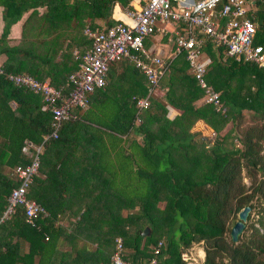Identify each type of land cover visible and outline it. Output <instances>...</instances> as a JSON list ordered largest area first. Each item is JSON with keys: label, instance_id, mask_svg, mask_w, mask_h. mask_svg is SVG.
Here are the masks:
<instances>
[{"label": "trees", "instance_id": "obj_1", "mask_svg": "<svg viewBox=\"0 0 264 264\" xmlns=\"http://www.w3.org/2000/svg\"><path fill=\"white\" fill-rule=\"evenodd\" d=\"M248 1L255 23L252 41L264 48V0ZM115 4L130 8L131 0H0L2 70L62 85L90 45L84 30L113 24ZM27 11L17 43L9 45L10 26ZM202 51L211 59L204 78L219 92L224 112L203 103V90L184 53L167 61L157 92L138 113L135 98L146 93L144 76L130 62L112 63L107 85L94 90L88 107L74 110L76 116L61 123L57 137L44 143L27 196L40 203L47 216L29 224L17 205L0 220V264H34L35 257L36 264H111L116 237L121 238L124 258L137 264L153 256L155 264H186L181 251L198 242L203 264H264V70L225 56L223 48L209 40ZM115 65L122 71L112 89L109 77ZM41 105L39 94L0 75V217L17 184L10 168L29 161L23 141L38 144L51 129V114ZM169 107L178 110L172 118L167 116ZM245 111L250 113L246 123ZM197 120L214 131L211 142L191 130ZM66 166L94 173L93 184L85 190L89 202H45L42 189L48 184L39 174L72 177L62 172ZM243 167L254 172L247 186ZM77 178H87L86 173H77ZM58 184L64 192L83 193ZM254 196L262 201L256 224L234 243L229 224L243 206L251 210ZM66 212L72 217L68 227L56 221L57 214ZM144 228L149 230L146 235ZM13 237L27 242V252H17ZM158 241L162 245L153 255ZM63 244L66 248L58 247Z\"/></svg>", "mask_w": 264, "mask_h": 264}, {"label": "built area", "instance_id": "obj_2", "mask_svg": "<svg viewBox=\"0 0 264 264\" xmlns=\"http://www.w3.org/2000/svg\"><path fill=\"white\" fill-rule=\"evenodd\" d=\"M250 3L248 0H131V7L120 8L121 17L110 26L84 30L90 38V45L80 56L77 67L59 86L51 85L48 80H37L29 74L4 72L0 66V75L14 86L39 94L41 109L51 114V129L42 135L40 143L23 141L22 152L29 161L9 170L17 184L6 198L0 220L7 218L17 205L22 206L25 221L29 224L38 216H47L46 209L27 196L38 172L44 143L57 137L61 123L76 116L74 110L82 112L88 107L89 95L106 85L112 63L130 62L144 76L146 93L135 98L138 113L149 106L150 98L157 92L167 61L184 53L190 72L203 90V103L212 104L216 111L223 113L219 92L204 78L211 59L202 47L204 41L209 40L215 47L223 48L225 56L252 62L264 70V48L252 41L255 23L250 17ZM154 36H166V42H170L166 57L146 46L147 42L148 45L152 43ZM73 54L77 57L78 53L73 50ZM161 245L162 242L158 241L153 246V255L159 252ZM189 248L181 251L180 258L186 264H196ZM155 261L153 256L146 264H155ZM110 262L137 264L124 258L120 237L114 240Z\"/></svg>", "mask_w": 264, "mask_h": 264}, {"label": "crops", "instance_id": "obj_3", "mask_svg": "<svg viewBox=\"0 0 264 264\" xmlns=\"http://www.w3.org/2000/svg\"><path fill=\"white\" fill-rule=\"evenodd\" d=\"M38 12L40 13L42 11V8H37ZM29 11L23 13V15L20 17V19L18 21H16L15 23H13L10 28H9V33H8V44L9 45H13L16 44L19 36H20V29H21V24L23 22V20L25 19V17L27 16V13ZM121 9L120 7L115 4L112 8V12H111V17L114 20H117L121 17ZM98 23H101L100 21H98ZM2 26H3V21H2V7L0 6V33L2 30ZM152 43L150 45H148V42L146 43L147 47H150L153 51L154 50H158L160 55H162L163 57L168 54V43L166 42V36H154L153 39L151 40ZM4 56L0 55V64L3 61ZM116 71V70H115ZM114 71V72H115ZM121 71V70H120ZM119 71V72H120ZM140 73V72H139ZM118 84V82H117ZM107 85V84H106ZM108 85H110L108 83ZM13 106V105H12ZM178 113V110L169 107L168 108V112H167V116L169 118H172L173 116H175ZM200 124L202 126V128L204 129L202 132L205 133V135L207 136L209 133L210 128L207 125L202 124V121L197 120L195 122V128L199 130V125ZM196 131V130H194ZM202 136L206 137L205 135L201 134ZM43 150V149H42ZM55 168H58V166H56ZM108 169H111L112 171L114 170V167H107ZM87 169V170H86ZM62 172H66V173H70L72 177L69 176H62L59 179L54 178L53 176H49V177H45V175L43 173L39 174V177L44 179L46 184L48 185H44L42 192L44 193V195L46 196V201L45 202H49L48 204H70V205H77V204H85L87 202L90 201V195L88 193L85 192V190L87 189V187L90 186V184H93L94 179L92 177H90L92 174H94L93 172L91 173L90 168L87 167H71L69 168L68 166L63 167ZM86 173L87 178H83V179H76L77 173ZM73 178V179H70ZM67 184L68 186L70 185L71 188L77 187L80 188L83 193H74L72 191H67L64 192L61 190V188H59V184ZM60 191H59V189ZM57 218L56 221L57 223L68 227L69 226V222L72 221V217L70 216L69 212H66L64 214H57ZM12 242H17V252L19 254H23L25 252H27V242L25 241H21L20 239H16L15 237L12 238ZM58 247H62V248H66V245H62V246H58ZM200 255V254H199ZM34 264H36V257L34 258Z\"/></svg>", "mask_w": 264, "mask_h": 264}, {"label": "rangeland", "instance_id": "obj_4", "mask_svg": "<svg viewBox=\"0 0 264 264\" xmlns=\"http://www.w3.org/2000/svg\"><path fill=\"white\" fill-rule=\"evenodd\" d=\"M170 46H171V44H170V42H169V43H168V51H169V47H170ZM115 66H116V65H115ZM115 70H116V71L114 72V74H113L111 77H109V81L111 82L110 84H111V86H112V89H113L114 85L116 86L117 81L119 80V73H121L122 68H121L120 66L117 65ZM120 70H121V71H120ZM119 71H120V72H119ZM118 83H119V82H118ZM112 91H113V90H111V92H112ZM113 92H114V91H113ZM110 94H114V93H110ZM245 112L247 113V114L245 115V116H246L245 123H246L247 121H249L250 113H248L247 111H245ZM200 121H201V120H200ZM195 122H196V121H195ZM195 122H194L193 126L191 127V130H192V131L196 130V131H198L200 134L205 135V133H203V132H204V131H203L204 129L202 128V126H201L200 124H198L199 127H197V128H199V130L195 128ZM202 124L206 125L203 121H202ZM202 131H203V132H202ZM205 136H206V135H205ZM214 136H215L214 131L210 129L208 135L206 136V138H207V140H208L209 142H211L212 139L214 138ZM252 173L254 174V172H252ZM252 173H249L248 170H247L245 167L242 168V172H241V175H242V181H243V183H244L246 186L249 184L250 180L253 178V177H252ZM255 177H256V178H259V177H260V172H258V171L255 172ZM250 203L252 204L253 207L251 208V210H250L249 213H248V214H249V219L246 220V222H245V226H244V229H243L242 232L240 233L239 237H242L243 235H245V234H247V233L249 232V230H248L249 225H250V224H256L255 220H256L257 216H258V215L260 214V212H261V206H262V201H261V199H258V198H256V196H254V197L251 198ZM125 213H126V211L123 210V211H122V214H123L124 216H126ZM131 213H133V211L130 212V214H131ZM232 220H233V222L229 224V227H231V225L237 220V214H236V216H235ZM227 234H228V233H227ZM189 250L192 251V255L196 258V260H197V263H196V264H203L204 251H203V248H202L201 243H200V242H198V243H193V244L190 246ZM199 250H201V251L203 252L202 256L199 255Z\"/></svg>", "mask_w": 264, "mask_h": 264}, {"label": "water", "instance_id": "obj_5", "mask_svg": "<svg viewBox=\"0 0 264 264\" xmlns=\"http://www.w3.org/2000/svg\"><path fill=\"white\" fill-rule=\"evenodd\" d=\"M250 211L249 205L243 206L237 213V220L231 225L229 235L232 242L237 243L238 238L242 230L244 229L247 215ZM149 232L147 228H144L142 231L143 235H146Z\"/></svg>", "mask_w": 264, "mask_h": 264}, {"label": "bare ground", "instance_id": "obj_6", "mask_svg": "<svg viewBox=\"0 0 264 264\" xmlns=\"http://www.w3.org/2000/svg\"><path fill=\"white\" fill-rule=\"evenodd\" d=\"M199 254H200V256H202L203 252L201 250H199Z\"/></svg>", "mask_w": 264, "mask_h": 264}]
</instances>
